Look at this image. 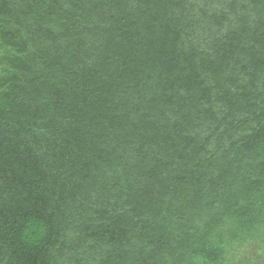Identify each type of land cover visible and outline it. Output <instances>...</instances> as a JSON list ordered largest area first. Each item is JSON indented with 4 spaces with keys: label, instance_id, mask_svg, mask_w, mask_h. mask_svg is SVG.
I'll return each instance as SVG.
<instances>
[{
    "label": "trees",
    "instance_id": "obj_1",
    "mask_svg": "<svg viewBox=\"0 0 264 264\" xmlns=\"http://www.w3.org/2000/svg\"><path fill=\"white\" fill-rule=\"evenodd\" d=\"M0 264H264V0H0Z\"/></svg>",
    "mask_w": 264,
    "mask_h": 264
},
{
    "label": "rangeland",
    "instance_id": "obj_2",
    "mask_svg": "<svg viewBox=\"0 0 264 264\" xmlns=\"http://www.w3.org/2000/svg\"><path fill=\"white\" fill-rule=\"evenodd\" d=\"M256 251H257V249H256L255 247H252V248L247 252V254H248V255L255 256Z\"/></svg>",
    "mask_w": 264,
    "mask_h": 264
}]
</instances>
